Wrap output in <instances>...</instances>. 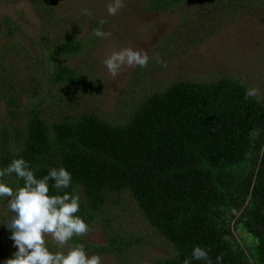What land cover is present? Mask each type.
Here are the masks:
<instances>
[{"label":"trees","instance_id":"obj_1","mask_svg":"<svg viewBox=\"0 0 264 264\" xmlns=\"http://www.w3.org/2000/svg\"><path fill=\"white\" fill-rule=\"evenodd\" d=\"M146 1L149 10L159 12L186 0ZM2 23L10 34L18 29L7 17ZM80 49L79 40L55 42L48 61ZM48 82L81 87L85 80L57 64ZM1 88L0 169L16 158L28 161L37 178L65 167L72 175V187L65 191L75 189L80 197L76 215L87 224L111 197L127 193L144 222L172 249L159 264H183L186 258L190 264H206L192 259L195 246L210 250L213 264L220 253L222 264H248L219 225L226 214L239 213L258 240L257 258L264 264V104L257 97L245 100L247 85L226 77L181 80L139 101L124 119L86 112L52 123L43 119L40 105L21 108L16 94ZM19 116L21 122L8 121ZM253 129L260 130L258 137L250 135ZM3 179L13 189L23 186L15 174ZM51 193L57 194L55 189ZM107 228L104 244L74 237L69 245L79 243L87 254H110L127 263L131 238Z\"/></svg>","mask_w":264,"mask_h":264},{"label":"rangeland","instance_id":"obj_2","mask_svg":"<svg viewBox=\"0 0 264 264\" xmlns=\"http://www.w3.org/2000/svg\"><path fill=\"white\" fill-rule=\"evenodd\" d=\"M110 2L0 0L1 90L16 94L21 108L40 105L47 123L86 112L108 120L124 119L139 101L181 80L235 79L258 88L261 95L257 99L264 104V0H186L159 12L149 10L146 0H124L125 7L115 16L107 12ZM85 8L92 11L91 16L82 14ZM4 17L17 26L13 34L6 31ZM101 18L108 21L103 26L111 33L108 38L92 34L100 27ZM68 38L81 42L80 52L48 61L52 44ZM123 48L146 51L148 66L124 65L113 77L102 61ZM157 54L167 67L156 62ZM57 64L70 68L85 80L84 85L50 84L48 73ZM4 110L0 100V123ZM21 118L8 121L14 125ZM110 201L88 224L84 241L104 244L109 225L131 238V256L125 260L129 264H159L172 253L164 239L144 222L130 195L118 194ZM11 215L7 199L0 198V262L13 258L18 250L6 226ZM222 224L225 238L245 262L263 264L257 258L258 240L244 228L239 213L226 214L219 222ZM47 246L53 252H67L70 247L60 249L50 238ZM100 257L102 264H120L110 254Z\"/></svg>","mask_w":264,"mask_h":264},{"label":"clouds","instance_id":"obj_3","mask_svg":"<svg viewBox=\"0 0 264 264\" xmlns=\"http://www.w3.org/2000/svg\"><path fill=\"white\" fill-rule=\"evenodd\" d=\"M123 7L124 0H112L107 5V12L115 16ZM82 14L91 16L92 11L85 8ZM98 23L100 27L93 29V36L110 37L111 33L103 30L108 21L101 18ZM149 59L146 51L123 48L112 52L102 62L108 72L116 77L122 66L146 68ZM155 59L162 67H167L159 54ZM260 95L258 88H248L245 100ZM250 135L258 137L260 130L253 129ZM12 174H15L17 180L23 181V186L17 184L15 189L9 186L3 178ZM71 187L72 175L63 166L49 169L42 178H37L29 162L23 158L13 159L0 169V198L7 199V208L12 213L6 226L11 230L10 239L14 241V247L18 249L13 258L5 260L4 264H102L98 254L89 256L79 243L70 246L67 252H53L47 246V238H50L60 249H64L74 237H82L89 232V225L81 216L76 215L80 210L79 195L73 194L75 189L72 192L65 191ZM51 189H55L57 194H52ZM209 251L195 246L192 259L213 264ZM223 256L224 253H220L216 257V264H222ZM183 264H190V259L186 258Z\"/></svg>","mask_w":264,"mask_h":264}]
</instances>
